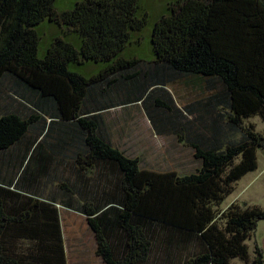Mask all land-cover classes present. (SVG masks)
I'll return each instance as SVG.
<instances>
[{"label":"trees","instance_id":"1","mask_svg":"<svg viewBox=\"0 0 264 264\" xmlns=\"http://www.w3.org/2000/svg\"><path fill=\"white\" fill-rule=\"evenodd\" d=\"M54 1L0 0V77L13 76L16 86L38 95L31 113L0 115V264H67L58 204L85 215L104 264H264L263 250L255 244L250 257L246 244L264 210L230 205L218 211L264 149V135L243 126L253 115L264 120V0L170 4L150 30L155 67L148 70L124 55L133 33L149 21L139 0H76L60 12ZM44 20L65 25L79 43L55 36L39 56L35 27ZM88 63L103 65L85 74L70 69ZM164 71L216 78L228 96L226 122L242 131L238 141L224 143L217 126L205 146L190 142L200 167L188 174L141 167L102 129L101 112L145 103L148 88L163 85ZM99 85L102 103L86 107ZM119 93L124 98L117 101ZM163 101L155 105L171 109ZM145 109L158 131L148 104ZM42 116L48 123L23 143ZM57 121L66 126L54 129ZM48 130L58 134L57 150L78 143L71 158L79 171L97 168L96 185L80 173V186L68 195L66 181L59 197L33 191L61 163L59 152L45 147Z\"/></svg>","mask_w":264,"mask_h":264},{"label":"rangeland","instance_id":"2","mask_svg":"<svg viewBox=\"0 0 264 264\" xmlns=\"http://www.w3.org/2000/svg\"><path fill=\"white\" fill-rule=\"evenodd\" d=\"M178 0H139L140 6L148 14V22L144 29L134 32L132 42L125 49V56H135L141 60L139 69L148 70L154 68V54L151 49L149 33L154 21L168 12V6ZM76 0H55L54 7L57 11L71 9ZM40 32L39 56L42 54L45 44L55 36H68L74 44L79 40L69 30H65V25H56L53 22L44 20L37 25ZM102 63H88L84 66H73L70 69L78 70L81 73H90L101 66ZM84 67V69H83ZM86 71V72H85ZM165 76V77H164ZM163 85L148 88L149 97L145 103H137L115 107L105 110L102 113V129L108 135L109 141L121 151L131 157L139 159L141 167L151 168L158 171L175 170L178 174H188L197 171L200 167V160L193 156V148L190 142L199 143L205 146L209 143L213 135V129L220 127L221 141L236 142L242 136V131L234 129L226 122V115L229 112L227 106L228 96L225 87L213 77H201L196 75L181 74L164 71ZM140 78L141 75H138ZM104 85L95 86L92 93L85 101L86 107H92L102 103L103 95L101 89ZM23 86L15 85L13 76L4 75L0 77V115L14 112L26 115L33 110L32 102L38 98L37 93L33 94L25 91ZM151 89V90H150ZM24 94V97L18 96ZM114 89L105 93L110 96ZM116 91V90H115ZM120 91V89H119ZM118 96V95H117ZM124 98L119 93L117 101ZM155 99H163L170 104L171 109L167 110L155 105ZM106 101V100H105ZM103 101V103H105ZM218 103V104H217ZM146 104L151 109L153 117L157 119L158 128L151 124L145 109ZM48 116H42L34 123L26 134L27 139H35L37 133L42 130V125L48 123ZM54 129L66 126L63 121H57L52 125ZM243 126H250L254 131L264 135V120L258 115H253L243 120ZM52 130L45 147L59 152L56 157L61 161L52 169L47 176L39 179L37 187L33 191L40 196L47 197L56 194L59 197L61 190L59 184L63 181L69 187L65 192L70 194V190L80 186V176L87 179L91 186L97 182V168L91 172L79 171L74 163L73 153L76 152L78 143L74 142L65 147V150H57L59 143L58 134ZM40 135V134H39ZM181 136V138H180ZM41 136H39L40 138ZM57 143V144H56ZM257 168L246 173L235 183L232 192L219 205L218 211L223 212L230 205H237L239 208L248 206H259L264 210V149L258 148ZM15 172H18L17 169ZM11 175L6 171L5 176ZM82 179V178H81ZM103 182V180H102ZM100 183L104 185V183ZM78 194H76L77 196ZM62 210V208H60ZM63 239L65 237L69 264H103L104 262L94 254L92 236L88 234V224L85 215L74 210H64L62 212ZM249 248L250 257L253 256L254 245L257 244L264 253V219L257 222L256 229L251 233L246 241ZM103 262V263H102ZM231 264H241L239 259H232Z\"/></svg>","mask_w":264,"mask_h":264},{"label":"crops","instance_id":"3","mask_svg":"<svg viewBox=\"0 0 264 264\" xmlns=\"http://www.w3.org/2000/svg\"><path fill=\"white\" fill-rule=\"evenodd\" d=\"M58 208H59V210H60V218L62 217V212L64 211V210H69L68 208H65V207H63V206H61V205H59L58 204ZM60 208H62V210L60 209ZM61 225H62V218H61ZM62 233H63V225H62ZM88 234L90 235V236H92V239H93V246H94V254H95V250H96V243H95V238H94V235H93V233H92V231L90 230V228H88ZM63 236H64V234H63ZM64 243H65V254H66V258H67V264H69V257H68V251H67V246H66V241H65V237H64ZM95 256H97L96 254H95ZM99 257V256H98ZM103 263V262H102ZM104 264V263H103Z\"/></svg>","mask_w":264,"mask_h":264}]
</instances>
